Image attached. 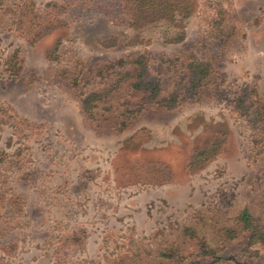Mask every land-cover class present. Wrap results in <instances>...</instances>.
<instances>
[{"label": "rangeland", "instance_id": "374dc122", "mask_svg": "<svg viewBox=\"0 0 264 264\" xmlns=\"http://www.w3.org/2000/svg\"><path fill=\"white\" fill-rule=\"evenodd\" d=\"M180 5L175 22L132 27L121 0H0V264H54V236L77 228L84 245L70 243L60 264H264L245 234L216 243L241 210L264 225V0ZM175 25L184 38L168 42ZM137 55L156 99L175 94L176 106L145 102L119 128L138 101L122 88L83 115L103 67ZM190 56L211 65L193 96ZM214 128L226 148L189 173L185 158Z\"/></svg>", "mask_w": 264, "mask_h": 264}, {"label": "trees", "instance_id": "16d2710c", "mask_svg": "<svg viewBox=\"0 0 264 264\" xmlns=\"http://www.w3.org/2000/svg\"><path fill=\"white\" fill-rule=\"evenodd\" d=\"M182 0H121L124 9L131 13V21L129 23L132 27H136L141 22L152 20L163 21L165 24L175 22L174 13H180V3ZM187 1V0H185ZM189 15L188 6L185 5V11H182L181 19H187ZM223 12L221 9L216 8L213 13V19L209 23L207 32L209 35L219 31V24L222 19ZM145 20V21H144ZM183 21V20H181ZM180 23V22H179ZM171 36L168 42H181L184 38L182 27L175 25L172 33L167 34ZM171 41V42H172ZM170 63V61L168 62ZM147 60L144 55H137L136 57L127 58L126 61L118 60L113 64L103 67L105 71L99 72V77H103V83L96 90L81 96L79 100V107L83 115L87 118L92 117V110L96 104L104 103L106 98L111 92H116L122 88H128L132 95L138 98L134 105L124 107L121 111L123 120L119 128L125 127V122L128 118L137 114L145 102H154L157 106L164 109H172L177 104V95L172 94L166 98L156 99L159 93V84L155 79L148 77L146 68ZM180 64H183L182 62ZM127 65V66H126ZM210 63L206 59H197L187 57L185 58V87L186 91L190 92V96L195 95V92L204 84L209 75ZM105 72V74H104ZM125 116V117H124ZM260 116V113L254 115ZM1 122V118H0ZM228 133L225 130L214 128L209 132L208 138L205 143L199 147L192 149L185 158V169L189 173H195L201 170L206 164L214 160L227 146ZM158 168H163L162 164L157 165ZM163 166V167H162ZM167 169V168H166ZM165 170V169H164ZM232 228L218 229L216 234V243L223 244L236 239L239 235H246V247L253 245L264 246V225L258 224L256 220L251 218L246 210H241L234 219ZM188 240H194V233L191 230H185ZM68 234H58L54 236L55 245L52 252V260L54 264H60L61 258L63 259L67 254L70 243L77 248H82L85 240L84 230L81 228L74 229ZM67 236V237H66ZM66 237V238H65ZM68 243V244H67ZM203 256L210 257L211 250L201 245ZM66 254V255H65ZM163 256H166L163 254ZM67 257V256H66ZM168 258V257H166ZM217 259H211L207 264H216ZM73 264H91L92 261L77 260Z\"/></svg>", "mask_w": 264, "mask_h": 264}, {"label": "crops", "instance_id": "0c3cea01", "mask_svg": "<svg viewBox=\"0 0 264 264\" xmlns=\"http://www.w3.org/2000/svg\"><path fill=\"white\" fill-rule=\"evenodd\" d=\"M50 258V257H49ZM53 262V261H52ZM52 264V263H51Z\"/></svg>", "mask_w": 264, "mask_h": 264}]
</instances>
